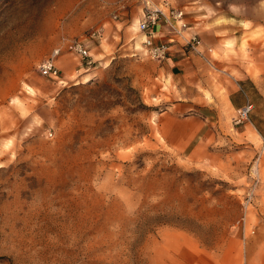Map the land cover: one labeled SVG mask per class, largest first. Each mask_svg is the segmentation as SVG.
Returning a JSON list of instances; mask_svg holds the SVG:
<instances>
[{"label": "rangeland", "instance_id": "obj_1", "mask_svg": "<svg viewBox=\"0 0 264 264\" xmlns=\"http://www.w3.org/2000/svg\"><path fill=\"white\" fill-rule=\"evenodd\" d=\"M171 1L150 3L168 13ZM121 4L0 0V264H264V106L235 125L223 83L240 76L212 66L204 95L219 121L167 133L178 83L145 50L113 56L90 37ZM183 4L264 25V0ZM56 50L58 76L44 75Z\"/></svg>", "mask_w": 264, "mask_h": 264}, {"label": "crops", "instance_id": "obj_2", "mask_svg": "<svg viewBox=\"0 0 264 264\" xmlns=\"http://www.w3.org/2000/svg\"><path fill=\"white\" fill-rule=\"evenodd\" d=\"M120 7L122 11L118 18L114 17L107 28L100 27L98 30L101 40L105 39V49L110 50L113 56L138 49L139 55H143V34L132 39L127 30V25L133 20V10L139 9V0H122ZM167 8L168 13H164V17L151 27L156 42L169 47L165 59L157 61V75L162 74L178 83L179 90H183V97L168 106L166 132L171 131V122H189L196 116L202 117L206 123L219 121L217 110L214 105L206 103L204 95V90H208L211 83L210 68L216 65L221 67L224 78L229 75L240 76L234 79L235 83H223L227 108L237 112L250 103L254 109L248 113L247 119L255 121L257 110L264 106V37H256L260 30H264V25L257 26L258 20L253 16L244 19L242 24H233L223 15L209 14L208 6L186 5L183 0H173ZM179 11L182 14L177 16ZM193 37H196L198 44L190 46ZM98 50L94 55L103 52L102 55L106 57L104 51ZM227 69L232 72H226ZM179 115L182 119H176ZM167 139L178 147H187L185 137L184 141L177 142L178 138L167 134Z\"/></svg>", "mask_w": 264, "mask_h": 264}, {"label": "built area", "instance_id": "obj_3", "mask_svg": "<svg viewBox=\"0 0 264 264\" xmlns=\"http://www.w3.org/2000/svg\"><path fill=\"white\" fill-rule=\"evenodd\" d=\"M143 9H142V18L138 22V30L143 34V47L146 54L158 61L165 59L167 54L169 53V47L165 43H159L155 40L154 32L151 30L159 18L164 17V12L160 7L150 3V0H143ZM181 11L177 12L176 15L180 16ZM92 38H99L100 32L98 30L92 31L90 34ZM190 46L192 44L197 45L198 40L196 37L191 39L189 42ZM74 51L82 58H89V50L86 44L82 41H76L72 45ZM58 50L54 51L53 54L45 60L44 63L41 64V71L44 75L50 77L58 76V69L54 64V58L57 56ZM86 64H91V60L87 59ZM252 104L247 103L244 107L237 110L236 116L233 119L235 125L242 123L244 120L248 118V113L252 110Z\"/></svg>", "mask_w": 264, "mask_h": 264}]
</instances>
